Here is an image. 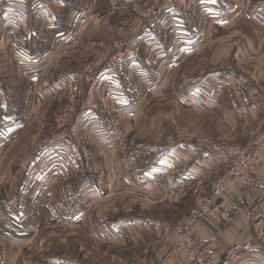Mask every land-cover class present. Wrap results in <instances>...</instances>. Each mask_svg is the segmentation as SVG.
Returning <instances> with one entry per match:
<instances>
[{
	"label": "rangeland",
	"instance_id": "rangeland-1",
	"mask_svg": "<svg viewBox=\"0 0 264 264\" xmlns=\"http://www.w3.org/2000/svg\"><path fill=\"white\" fill-rule=\"evenodd\" d=\"M0 5V264L185 258L183 222L226 170L210 157L182 188L147 171L191 180L177 161L261 134L264 0Z\"/></svg>",
	"mask_w": 264,
	"mask_h": 264
},
{
	"label": "built area",
	"instance_id": "built-area-1",
	"mask_svg": "<svg viewBox=\"0 0 264 264\" xmlns=\"http://www.w3.org/2000/svg\"><path fill=\"white\" fill-rule=\"evenodd\" d=\"M17 49L18 47H15V50ZM262 105L264 106V104ZM208 146L210 157L217 160L225 168L226 175L214 182L210 197H200L197 200L190 215L183 222L178 250L185 256L188 264H220L214 259L211 247L199 245L197 239L198 226L203 225L204 222L217 221L219 217L231 221L226 213L221 212L225 199H232L235 191L239 188L254 187L258 183L264 185V175L261 176L258 173L264 158V128L250 147L221 142H211L208 143ZM157 171L160 172L153 173L152 171L151 174H148V178H159L161 181L166 180L168 182L176 181L181 188L188 182L198 181L195 179L186 180L180 178L179 175L176 177L175 173L169 169ZM240 211L251 226L250 231L258 244L254 246L251 243H246L241 247L239 254L230 255L223 264H245L258 254L256 246H264L262 244L264 243V199L253 208L244 206ZM249 253L250 255H248ZM137 264L169 263L162 258L158 261L157 257L147 256L138 261Z\"/></svg>",
	"mask_w": 264,
	"mask_h": 264
},
{
	"label": "crops",
	"instance_id": "crops-1",
	"mask_svg": "<svg viewBox=\"0 0 264 264\" xmlns=\"http://www.w3.org/2000/svg\"><path fill=\"white\" fill-rule=\"evenodd\" d=\"M2 6L3 5H0V10H2ZM12 8L17 10V7H12ZM13 9H11V11ZM14 14L16 17L20 16L16 11ZM15 16H13L12 20L8 19V26L10 28L8 33L11 32L13 34L12 38L18 40V42H21L22 41L21 38H20L21 41H19V30L23 28V24L21 27H19L20 24L18 23V19L17 18L15 19ZM21 35L23 38V34ZM175 39H178V37H176ZM21 52L23 55L24 51ZM13 54L18 64L17 58L20 56V54H16V53ZM249 99L251 102L253 98H249ZM250 110L254 115H256L255 114L256 112H259L260 114H262V118H264V106L262 104L261 105L257 104V106H255L254 109L250 108ZM6 139H8V137H6ZM176 154L178 158H182L184 160L188 158L187 157L188 155L186 156V154L181 150L176 151ZM199 156H201L200 152H199ZM202 156L204 158L202 159V161L198 159V165H194L190 163L191 161L188 162V165L186 167L184 165H181L180 161H177L176 165L179 168H181L184 172L186 171V173L184 174H186L187 176L191 177L192 179L199 180L201 176L207 174V172L211 167H213V170L214 168L217 167L213 164L214 161L210 158L209 154L206 155L202 153ZM167 162L170 163L172 161H167ZM211 163L213 164V166ZM152 171L153 170L147 172H152ZM258 173L259 175H264V164L259 168ZM224 176L225 175L221 176L220 178H223ZM262 199H264V185L260 183L256 184V186L254 187H248L247 189L239 188L238 190H236L232 199H225L224 201V211L227 212L226 214L228 215L229 218L232 219V221L228 223L225 219H221L219 217L217 221L204 222L203 225L198 226L197 239L199 245L211 247L213 253L212 255L214 259L220 264H223L230 255L238 252V250H240L241 247L246 243H251L254 246L258 244L255 242L250 229L243 222L244 219L243 217L240 216L241 213L240 209L244 206H250L253 208L256 205V203H258ZM256 249L259 252V254L256 255L255 259L250 260L245 264H264V258L262 256V253H264V249L261 248L260 246H256ZM178 260L179 261H174L171 264H188L184 257H178ZM182 261L185 263H183Z\"/></svg>",
	"mask_w": 264,
	"mask_h": 264
},
{
	"label": "trees",
	"instance_id": "trees-1",
	"mask_svg": "<svg viewBox=\"0 0 264 264\" xmlns=\"http://www.w3.org/2000/svg\"><path fill=\"white\" fill-rule=\"evenodd\" d=\"M30 44H33L31 40H30ZM32 51L36 52V48L34 47Z\"/></svg>",
	"mask_w": 264,
	"mask_h": 264
},
{
	"label": "bare ground",
	"instance_id": "bare-ground-1",
	"mask_svg": "<svg viewBox=\"0 0 264 264\" xmlns=\"http://www.w3.org/2000/svg\"><path fill=\"white\" fill-rule=\"evenodd\" d=\"M256 255H257V254H256ZM256 255H255V256H256Z\"/></svg>",
	"mask_w": 264,
	"mask_h": 264
}]
</instances>
